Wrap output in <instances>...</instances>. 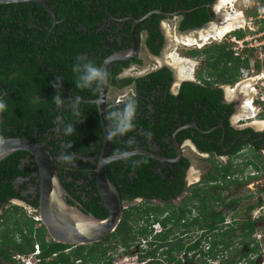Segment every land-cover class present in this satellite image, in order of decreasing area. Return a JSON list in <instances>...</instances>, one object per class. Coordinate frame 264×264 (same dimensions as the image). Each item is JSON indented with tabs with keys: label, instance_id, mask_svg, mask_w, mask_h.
Wrapping results in <instances>:
<instances>
[{
	"label": "flooded vegetation",
	"instance_id": "flooded-vegetation-1",
	"mask_svg": "<svg viewBox=\"0 0 264 264\" xmlns=\"http://www.w3.org/2000/svg\"><path fill=\"white\" fill-rule=\"evenodd\" d=\"M42 1L45 2V5L36 1L23 0L0 5H16L10 10L18 11V13H21V9L24 7L31 9L28 18L29 28H33L37 20V26L45 33L43 41L39 38V42L42 41L39 47H43L44 50L42 53L44 68L51 71H46V73L52 79V84L55 82L56 76L63 78L61 92L64 99H70L76 94L83 97V102L80 105L83 122L89 118L91 120L92 116L87 117L91 113L96 116L94 110L97 108L98 111L96 101L101 93L94 95L91 91H79L75 87V74L71 69L75 58L80 54L86 55L97 66L106 68L110 73L104 100L107 109L120 106L122 101L127 99H133L138 103L136 129L124 137L112 140L110 155L112 149L113 152L117 149L134 151L132 159L146 161V163L133 167L131 160L127 162L117 160L108 165L110 176L119 173L117 176L122 177L127 183L124 186L126 188L124 192L117 189L122 203L121 221L128 211L132 212L133 208L141 207L142 210L153 208L156 211V214L146 215L148 221L145 219L131 221V223H136L133 226L137 228V231L138 229L146 230L147 236V238L141 236L135 243L144 242L145 244V251L139 254L138 264H259L260 258L257 255L261 254L262 248H264L263 244L255 238L259 231L264 233V117H261L264 116V101L262 100L264 88H262V84L258 83L257 77L247 80L250 81V86L245 97L244 93L246 94V92L243 86L240 88L241 92L235 91L238 95L231 91H227L226 94L224 88L220 87L224 93L221 99L222 104L233 106L230 114L229 110L221 108L213 110L211 113L213 117L206 119L207 109L203 110L201 106L198 109L191 107L186 109L185 113L177 110L176 117L169 126H163L162 118L160 117L159 120L158 117L159 110H161L160 105L168 96H178L185 82L202 85L198 77L200 73L197 77L192 78L191 74L187 75L185 71L181 72L180 68L174 65V58L169 56L164 58L163 51L174 40V37H167L163 22L169 19H178L176 23L177 36L182 40L184 46L189 44V40H194L192 38L194 34L199 38V41L204 42L201 36L206 35L207 31L203 32L204 30H202L199 35L194 31L203 29L207 24L220 23L222 15L215 8L217 4L218 9L219 0H208L207 4L201 5L210 9L211 20L202 28L189 30H182L181 24L185 20L183 14H188L190 10L180 9L179 4L172 7L173 11L164 10L168 3H173L175 0L150 1L158 4V7L146 15H140V10L144 8L142 6L148 3L144 0H82L83 2L79 1L81 4L77 5H70L65 0H59L57 3L54 2L55 0ZM195 1L199 3L203 0ZM131 2L133 6L128 5ZM39 7H42L44 11ZM33 9L36 15H39L38 18H35ZM83 10H85L84 16H80V12ZM12 13L15 12L12 11ZM149 14H152L150 17L153 15L163 16L158 25L152 27L153 35L143 24L148 19L144 17ZM58 16L62 18H58ZM49 18L51 19L50 24H48ZM15 22L18 25L20 20H15L14 25ZM92 24L98 26L95 28V34L99 35L97 39L93 29L90 28ZM246 24H249L248 18ZM7 32H11V29ZM229 36L223 38L227 39ZM152 40L155 46L160 49L159 53H155L154 50L157 49L149 43ZM214 40L217 41V39ZM221 40V43L225 42V40ZM210 46L206 44L205 49ZM48 52H52L50 57L56 65H52L48 61ZM189 52L191 50L185 52L186 56L193 57ZM263 53L264 46L253 50L250 55L256 59V76L260 78H264ZM144 55L147 58L153 57L158 62L156 65L148 66ZM262 56L263 59H261ZM186 65L191 67L192 63L188 62ZM56 66L60 68L53 73ZM164 69L172 72V82L163 87L154 86L150 75ZM126 79L133 81L128 85H122ZM239 81H242L241 76ZM43 90L48 89L44 88ZM248 95L251 97L247 98ZM8 96L9 94L5 92L0 98ZM43 99V94H36L33 97V103L36 105L38 100ZM88 106L93 109L89 110ZM27 108L28 106L25 108L26 111ZM191 109L195 111L193 116L189 114ZM61 110L57 107L52 110L56 114V118L54 119L55 126L51 131L42 132L38 128H34L33 131L26 134L28 136L26 138L45 145L53 155L58 167L59 178L69 195L70 205L87 215L95 216L94 212L98 209H103L102 213L107 212L109 215L99 193L96 178V169L102 149L97 151L95 141L90 143L89 148L92 151L89 150L88 153L93 152L91 156L80 153L77 148H68L61 128L65 120L62 115L57 114ZM63 110L68 111L66 108ZM161 115L163 118L166 116ZM58 117H60L59 121ZM244 119L251 120L252 125H246ZM211 121L216 124L210 126ZM226 121L228 128L224 125ZM206 123L207 127H204ZM102 137L104 143V132ZM130 138L134 141L131 145L127 143ZM60 144L62 148H60ZM203 145L206 147L205 150ZM71 152H75L77 155L74 164L63 163L60 159L61 154ZM191 152H196L205 162L213 164L214 172L205 173L204 178H194L195 175L190 173L192 172L190 169L193 167ZM217 160L225 161L224 165L217 163ZM81 161L96 167L92 171L87 167L81 170L80 168L84 166ZM233 161L236 164L234 166L236 173L230 174L226 179L223 178L222 173L218 175V165L227 166L233 164ZM148 162L153 164L151 169L154 177L147 186H144L137 179L140 176V167ZM187 164L189 165L187 166ZM20 168L23 171L28 168L30 171L16 179L14 186L20 192L19 197H12L8 204L1 205L0 215L5 209L13 210L14 206L36 208L33 203L37 200L39 202L41 177L34 158L27 154L21 161ZM245 170H249L250 173L243 174ZM157 175L162 179L157 178ZM109 180L111 182V177ZM252 182L255 183L254 187L259 189V199L254 197L255 193L247 195L246 199L239 194L237 197H228L229 195L224 193V187H229L233 183L239 187L240 184L245 183L246 187L250 189L252 187L249 188L248 185H252ZM139 193L147 194L148 198ZM136 194L138 195L134 196ZM164 196L168 198H164ZM246 200H255L258 203L245 209L246 213L243 216L245 218L240 219L239 204ZM226 207L232 208L231 214L227 217L224 212ZM37 209H39V205ZM135 211L133 210V212ZM257 212H260L261 215L255 218ZM139 216L140 214L137 217ZM222 218L224 221L217 223ZM260 221L263 224L259 225L261 228L258 229L256 224ZM231 234L233 235L230 238ZM110 235L103 241L89 244V246L103 243ZM50 239L52 240L50 236L47 237L48 242L51 241ZM224 241L230 242V246L225 248ZM181 245H184L183 250L181 252L174 251L176 259L169 261L167 252L172 248L176 250ZM122 248L125 249V252L131 250V248ZM114 250L115 248H112L108 252V255L113 257L111 259L113 264L117 262L114 258ZM70 251L68 249L65 252L69 254ZM9 253H12V258L6 260L0 252V264H15L14 257L18 253H13L12 250ZM148 254L151 255L147 256ZM212 255L216 256L212 258ZM56 257L57 254L47 258L46 262L50 263ZM38 259L35 264H42L43 258L40 256ZM75 263L81 264L82 260H77Z\"/></svg>",
	"mask_w": 264,
	"mask_h": 264
},
{
	"label": "trees",
	"instance_id": "trees-1",
	"mask_svg": "<svg viewBox=\"0 0 264 264\" xmlns=\"http://www.w3.org/2000/svg\"><path fill=\"white\" fill-rule=\"evenodd\" d=\"M66 3L70 5L81 4L79 1L82 0H65ZM148 3L143 9L140 10V15H146L152 9H156L158 4L151 3L153 0H144ZM263 1L264 0H260ZM55 3L59 0H55ZM61 2V1H60ZM83 2V1H82ZM208 0H203L196 3L195 0H175L173 3H168L165 6V11H173L172 7L175 4H179V8H186L190 10L188 14H183L185 20L181 24L182 30L198 29L202 28L206 23L211 20L210 9L206 6H201L207 4ZM62 4V2H61ZM53 5V4H52ZM129 6H133V3H129ZM16 5L3 4L0 5V97L3 93L7 92L8 97L0 98L3 99L7 105L5 112L0 113V137L1 138H16V137H28L26 134L38 128L42 132H49L55 126L54 119L56 114L52 110L56 109V105L53 103V97L56 94V90L52 87L51 78L46 73V71L51 72L48 68H44L42 63V57L44 53L43 47H39L44 39L45 33L39 29L37 26V20L33 28H29L28 18L29 11L31 9L22 8V12L14 11L12 13L10 8ZM23 7V6H22ZM199 7V8H197ZM201 7V8H200ZM42 11L44 9L39 7ZM130 9L132 7H129ZM206 8V9H205ZM193 9V11H191ZM85 10L80 12V16H84ZM34 16L36 12L34 11ZM57 13V10H56ZM64 15V14H63ZM36 15L35 18H38ZM58 18H62L58 16ZM86 19V18H85ZM163 19V16L153 15L143 22L146 25L145 28L150 30L151 35H153L152 27H156L159 21ZM15 20H20L18 25H14ZM51 23V19H48V24ZM37 26V27H36ZM98 26L95 24L90 26L93 29V33H96L95 28ZM11 29V32H7ZM18 32V33H17ZM72 33V31H69ZM68 34V33H67ZM246 34L243 31H235L231 36L244 37ZM39 38L42 41L39 42ZM95 38H99L98 34H95ZM151 46L155 47V53H159L160 49L155 46L154 41L149 42ZM46 51V50H45ZM193 57L205 58L206 66L200 72L199 79L202 85L197 83L185 82L179 92L178 96H168L165 101L160 105L161 110H159V120L162 118L161 124L163 126L171 125L176 117V111L179 110L181 113H185L186 109L203 108V110H208L206 119L212 118L213 110H220L221 108L229 110V114L233 110V106L223 105L221 102L223 96V90L220 87L223 85H234L240 80V70L241 68H246L249 66L248 60H241L234 56L231 51V45L228 41L219 44H213L202 51H191L189 52ZM52 52H48V61L52 65H56L51 59ZM74 55V54H73ZM74 57L72 58V60ZM59 66L54 68L53 73L59 69ZM152 83L156 87H163L166 84H170L173 80L172 72L168 69L163 71H158L150 75ZM132 79H126L122 85H128L132 82ZM114 82V81H113ZM112 82V83H113ZM219 86V87H215ZM48 90H43V89ZM12 92V93H10ZM51 93V94H50ZM36 94H43L44 99L38 100L36 105L33 103V97ZM11 95V96H10ZM96 97V96H95ZM12 98H14L12 100ZM214 102V103H212ZM215 104V105H213ZM22 105V106H21ZM28 106L27 111L25 110ZM22 107V108H21ZM89 110L93 109L88 106ZM96 116L92 113L87 117H91L85 122H78L77 118L71 116L70 112L64 111L63 109L57 114L64 117L65 123L71 122L75 124L76 134L72 136H64V140L68 144H72L74 148L85 155H92L93 152L88 153L91 150L90 143L95 141L97 151L102 149L103 145V130L100 124L97 108H95ZM194 110H189V114L194 115ZM47 114V115H46ZM161 114L166 115L164 118ZM47 116V117H46ZM46 117V119H45ZM205 117V116H204ZM216 124L215 122L210 123V126ZM62 124L61 128L63 129ZM228 128L227 121L224 124ZM33 127V128H32ZM207 127V123L204 125ZM22 130H24L22 132ZM63 132V131H62ZM204 150L206 147L203 145ZM60 148H62L60 144ZM92 151V150H91ZM96 151V152H97ZM113 153V149L111 150ZM27 152L19 151L16 152L0 162V206L8 204L12 197H19V193L14 186V182L20 176L26 175L30 170L28 168L23 171L20 168L21 161L27 156ZM84 164L80 169L87 167L91 171L95 169L96 166H91L88 162H82ZM189 164H187L188 166ZM152 162H148L146 165L140 167L139 178L141 184L147 186L151 180H153ZM218 175H224L226 179L230 174L236 173L232 164L227 166H217ZM108 175L110 174V169H107ZM122 174V173H120ZM119 173L111 177V182L116 186L120 192H124L126 189L124 186L127 185L126 180L124 181L122 177H118ZM157 178L162 179V177L157 175ZM122 179V180H120ZM121 181V183H120ZM122 184V185H121ZM141 194L143 197L148 198L147 194ZM176 194V193H175ZM174 194V195H175ZM121 195H123L121 193ZM138 194L134 195L137 196ZM164 198H168L164 196ZM133 199V198H131ZM234 203V202H231ZM33 205L38 208V200L33 203ZM103 210V209H102ZM98 209L93 211L96 217L106 218L108 213L103 212ZM133 210H136L133 212ZM150 213L156 214L155 209L148 208L142 210L141 207L137 209L133 208L132 212L128 211L123 217L121 223L117 227L114 233H112L109 238L101 244L96 245H79L70 246L60 243H54L47 241L48 233L45 227L39 230H35L34 221L28 219L24 209L20 206H14L13 210H4L0 215V252L6 260H11L12 253L18 254H30L34 250V245L39 243L42 250L41 257L43 258L42 264H76L77 260H82L81 264H113V257L108 255V252L113 248L117 249L118 246L124 247L126 249L131 248L136 241H139L140 237L147 238L146 230H141L135 228L133 225L136 223H131V221H140L145 219L148 221L146 215ZM140 214L139 217H137ZM224 218L220 219L217 223L223 222ZM248 226H250L248 224ZM233 234L229 235L230 238ZM225 248L230 246V242L224 241ZM184 245H181L178 249H170L167 253L169 254V261L176 259L173 252H181ZM196 247V246H195ZM70 249L69 254H66V250ZM57 254V257L53 259L50 263L46 262L47 258L53 257ZM153 254V253H151ZM150 254V255H151ZM149 254L147 256H150ZM216 255H212L214 258Z\"/></svg>",
	"mask_w": 264,
	"mask_h": 264
},
{
	"label": "water",
	"instance_id": "water-1",
	"mask_svg": "<svg viewBox=\"0 0 264 264\" xmlns=\"http://www.w3.org/2000/svg\"><path fill=\"white\" fill-rule=\"evenodd\" d=\"M23 1H36L45 5V2L42 0ZM11 2H15V0H0V4ZM151 15L149 14L144 18L147 19ZM209 25L211 24L205 25L204 28H207ZM203 29L196 30L194 33L197 34ZM105 89L106 87L96 101L104 132V143L96 169V178L99 193L109 212L106 219H98L93 215H87L69 204V195L59 178L57 164L55 163L53 155L47 150L45 145L22 137H0V162L19 151H25L34 158L38 167V173L41 177L39 214L48 235L55 243L70 246L99 243L108 235L115 232L121 221V198L117 188L110 182L107 175L108 165L113 161L105 159L110 156L112 142L105 139V130L108 127V122L104 118L107 110L104 102Z\"/></svg>",
	"mask_w": 264,
	"mask_h": 264
},
{
	"label": "clouds",
	"instance_id": "clouds-1",
	"mask_svg": "<svg viewBox=\"0 0 264 264\" xmlns=\"http://www.w3.org/2000/svg\"><path fill=\"white\" fill-rule=\"evenodd\" d=\"M243 28L245 29V27ZM240 29L242 28L236 30L239 31ZM262 29H264V26L262 27ZM229 37H231V35ZM229 37L227 38L226 41H228ZM71 70L75 74L74 84L79 91L87 90V91H91L94 95L100 94L103 92L104 88L109 84L110 73L106 70V68L97 66L95 62L88 59L87 56L84 54H80L75 58V63L72 65ZM62 86H63V78L60 76H56L55 82L52 84V87L56 90V94L53 97V103L57 106V108L60 109L66 108L70 112L71 116L77 118L79 123L82 122L83 119L81 118L82 113L80 110V105L83 102V97L80 96L79 94H76L74 97L70 99L67 100L64 99L61 92ZM6 109H7L6 103L4 102L3 99H0V113L5 112ZM137 112H138V103L133 99L124 100L122 101L120 106H113L107 109L104 117L105 120L108 122V127L105 130L106 131L105 139L110 142L118 137H124L130 132H133L136 129L135 121L137 118ZM57 119L59 121L60 117H58ZM62 131L65 136L75 135L76 134L75 124L71 122L64 123ZM127 143L131 145L134 143V141L130 138L127 141ZM72 146H73L72 144L67 145L68 148H71ZM134 154H135L134 151L117 149L105 159L108 161L123 160L125 162L131 160L133 167H138L141 163H146V161H142V160H133L132 157ZM76 158L77 155L75 152L62 153L60 157L61 161L68 165L74 164ZM22 208L24 209V212L28 217V219L34 221L35 230H39L45 227L42 219H41L42 225L38 227V224L31 217L33 215H38L41 218L39 214V209L32 208L29 206H26V208L25 207ZM27 212H30L31 215ZM35 245L40 246L39 243H36ZM21 255H26V254H21ZM41 255H42V250L39 257Z\"/></svg>",
	"mask_w": 264,
	"mask_h": 264
},
{
	"label": "rangeland",
	"instance_id": "rangeland-1",
	"mask_svg": "<svg viewBox=\"0 0 264 264\" xmlns=\"http://www.w3.org/2000/svg\"><path fill=\"white\" fill-rule=\"evenodd\" d=\"M258 6L263 7L264 2L260 1V0H237L233 4L225 5L224 7L222 6L223 7L222 9H220L219 4H218V9H217V4H216L215 5L216 10L219 11V13L222 15V19H221L220 23H218V25H221V23L224 21L225 17L227 16V13L228 14H233V12L239 13L242 17H244V20H247V18L249 16H252V15H254L255 17H258L259 16ZM177 21H178V19H176V20H170L169 19V20H165L163 22V26L165 28L167 37H174V40L163 51V55H164V58H167L168 56L172 57V58L175 57L174 61H177V62H183V63L191 62L192 63L191 67L186 65L184 71H185V73H187V75L191 74L192 78H195L198 76V74L201 72V70L205 68L206 59L205 58H199V57L193 58L190 55L186 56L185 52L189 51V50H191V51H196V50L202 51L203 49H205L206 44L207 45L219 44L222 42L221 39H223V41L224 40L226 41L227 39H225L223 37H220V38H211L210 37L206 42H202V41H199V38L194 34L195 36L193 35L192 38L194 40H197L198 44L196 43L192 46H188V45L184 46L182 44V40L178 39V36H177V34H178L177 27H176ZM253 24L256 27H263L264 26V23L260 22L259 20L254 21ZM243 27H245V29ZM250 27L253 28V26L246 24V21H244V24H242V26H240V27H237L236 29L242 28L239 31H243L247 35L248 33L251 32ZM236 29H234V30H236ZM203 30H204L203 32H205V30L207 31V28H204ZM234 30H232V32H234ZM232 32L230 31L224 37L229 36V34ZM214 39H217V41H215ZM255 39L257 41H260L261 39L264 40V38H262V37H257ZM144 59L147 61L148 66L156 65V62H158L157 59H154L153 57L147 58L145 55H144ZM241 86H243V88H245L244 89V91L246 92V94L244 93V97H245L248 94L247 89H249L250 81H247V80L238 81L234 85H229V84L227 85L226 84V85H223V88L227 94V91L228 92L231 91L233 93H236L235 91L241 92L240 91V88H242ZM236 95H238V94L236 93ZM249 97H251V95H248L247 98H249ZM261 117H264V116H261ZM244 120H245L246 125H252L251 120H248V119H244ZM255 122L257 123V121H255ZM191 155H192L191 159H192L193 167L190 169V171H192L190 173L193 174V176L195 175L194 178H196V179L197 178L199 179L201 177L204 178L205 173H208L209 171L214 172V170L212 168L213 164H209V163L205 162V160L202 159L201 156L198 155L196 152H191ZM224 162H223V160H217V163H220V164L223 163V165H224ZM232 165L233 166L236 165L234 163V161H233ZM249 173H250L249 170H245V172H243V174H246V175ZM260 183H261V181H260ZM262 183H263V181H262ZM253 184H255V183L252 182V185H248L249 188L252 187V188L248 189L246 187L245 183L240 184V187L235 186V184L233 183L229 187H224V190H225L224 193L228 194L229 195L228 197H237L239 194V195H242V197L245 199H246L247 195H250L251 193L252 194L255 193L254 197L258 198L260 196V195H258L259 189L258 188L256 189ZM263 185H264V183H263ZM244 188H246V189H244ZM257 203H258V201H255V200H251V201L246 200L244 202H241L239 204V207H240L239 213H241L240 214L241 218L240 217L239 218L244 219L245 217H243V216L246 213L245 209H247L249 206L256 205ZM22 204L24 205V203H22ZM231 211H232V208H227V207L224 208V212L226 214V217L231 214ZM27 213L30 214V212H27ZM261 224H263V222H261V221H260V223L257 222L256 226L258 229L261 228V226L259 227V225H261ZM121 249H122V247L118 246V249L114 254V258H115V261L117 260V261H120L121 263H123L125 258L135 257V256L139 255L141 252L145 251V244H144V242H142L140 244H135L131 248V250L126 251V252L125 251L121 252Z\"/></svg>",
	"mask_w": 264,
	"mask_h": 264
},
{
	"label": "built area",
	"instance_id": "built-area-1",
	"mask_svg": "<svg viewBox=\"0 0 264 264\" xmlns=\"http://www.w3.org/2000/svg\"><path fill=\"white\" fill-rule=\"evenodd\" d=\"M259 16H249L248 17V23L249 25L253 26L250 27V33L245 35L244 37L240 38L237 36H231L228 39V42L231 45V51L233 52L234 56L237 58H240L241 60H248L249 66L246 68L241 69V79L242 80H250V79H258V83L262 84V88H264V78H260L259 76H256V68H255V62L256 59L252 58L250 55L253 50L260 49L264 46V40L257 41L255 38L264 36V29L262 27H256L254 26L253 22L259 20L260 22L264 23V6H259ZM252 34V35H251ZM264 56V53H263ZM263 56L261 59H263ZM262 100L264 101V97H262ZM261 215L260 212L256 213L255 218H258ZM33 220L38 224V227H40L41 224V218L38 215L31 216ZM255 238L258 242L262 243L264 247V233L258 232L255 235ZM117 250H115L116 252ZM125 251V249H121V252ZM114 252V253H115ZM41 253V249L39 245L34 246V251L29 255H21L17 254L14 257L15 264H35L39 259V255ZM260 260L259 264H264V248H262L261 254L257 255ZM139 263V255L131 258H125L123 263L120 261H117L115 264H138Z\"/></svg>",
	"mask_w": 264,
	"mask_h": 264
},
{
	"label": "bare ground",
	"instance_id": "bare-ground-1",
	"mask_svg": "<svg viewBox=\"0 0 264 264\" xmlns=\"http://www.w3.org/2000/svg\"><path fill=\"white\" fill-rule=\"evenodd\" d=\"M237 0H220L219 1V7L220 9H222L225 5H229V4H233L235 3ZM223 6V7H222ZM244 17H242L239 13H234L233 14H228L225 17L224 21L221 23V25H214L211 24L207 27V34L201 36V38L204 40V42H206L210 37L211 38H220V37H224L225 35H227L230 31L236 29L237 27L242 26V24H244ZM206 31V30H205ZM201 32V31H200ZM198 32L197 34L199 35ZM188 45H194V44H198L197 41L195 40H189L188 41ZM175 58V57H174ZM171 59V58H170ZM177 59V58H176ZM177 61L174 62V65L177 68H180L181 72H184L186 63H178ZM181 74V73H180ZM183 74V73H182ZM245 89V88H243ZM250 101V100H249ZM249 104V103H248ZM246 108V107H245Z\"/></svg>",
	"mask_w": 264,
	"mask_h": 264
}]
</instances>
